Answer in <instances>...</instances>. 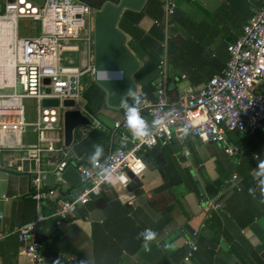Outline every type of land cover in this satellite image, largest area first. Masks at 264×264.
I'll return each instance as SVG.
<instances>
[{
  "label": "crops",
  "instance_id": "0c3cea01",
  "mask_svg": "<svg viewBox=\"0 0 264 264\" xmlns=\"http://www.w3.org/2000/svg\"><path fill=\"white\" fill-rule=\"evenodd\" d=\"M32 1L41 5L45 2ZM86 1L97 5V2ZM176 1L169 46L173 96L185 89L204 87L214 74L226 68L230 58L228 45L241 35L255 10L264 3V0ZM133 11L142 16L131 25L132 34L124 31L129 46L133 44L130 48L140 60L139 70L146 65L142 82L134 74L137 93L154 98L159 80L157 63L164 39V31L156 20L163 19L164 11L161 0H146L140 10ZM10 30V22L0 20V34ZM16 31L19 35V23ZM1 45L0 41V52L4 51ZM4 63L0 57V66ZM7 77L1 80H11L9 74ZM92 82H95L93 78L86 90ZM257 86L264 93V78ZM106 95L105 92L104 101L96 112L88 109L85 97L81 100V109L78 108L91 123L94 119L99 122L88 138L83 139L80 133L81 126L85 125L74 132L72 146L87 161L94 144H102L107 157L118 147L123 133L133 137L129 129L124 132L115 129V121L122 119L125 112L123 107L105 104ZM30 136L25 133L23 142L37 141V134L34 138ZM186 141L191 149L189 157L184 154L181 141L158 144L145 153L144 173L132 174L128 185L118 184L116 188L106 185L100 195L81 205L76 217L69 221L58 223L52 217L40 223L36 238L48 264L57 259L61 264H81V261L88 264H180L188 251L186 240L195 229L200 231L199 249L185 264H264V203L260 202L264 196L254 177L259 160H264V128L250 134L228 131L221 142L204 143L196 137H188ZM234 145L241 148L240 154L226 152L227 146ZM255 154H259V158ZM20 155L19 151L0 150V199L3 200L0 264H29L25 243L19 240L16 229L39 214L29 177L7 170L11 161ZM67 172L70 178L62 184L61 196L69 195L80 184L81 176L75 164L67 168L65 175ZM234 173L239 174L241 184L244 181L243 190L230 183ZM249 188L256 189L255 199L249 195ZM8 192L15 195L3 198ZM213 198L220 200L226 212L207 209ZM57 205L48 201L43 212L50 214ZM146 228L158 233L150 252L143 250V241L137 238Z\"/></svg>",
  "mask_w": 264,
  "mask_h": 264
},
{
  "label": "built area",
  "instance_id": "2783aa9c",
  "mask_svg": "<svg viewBox=\"0 0 264 264\" xmlns=\"http://www.w3.org/2000/svg\"><path fill=\"white\" fill-rule=\"evenodd\" d=\"M161 4L164 16L162 20H156L164 31L158 63L159 80L155 97L143 93L145 99L140 108L141 115L150 125L155 119L162 120L163 125L153 128L151 136L144 141L123 133L118 147L109 152L107 163L116 175L124 177L119 183L122 185L130 183L131 174L140 176L144 173L145 153L158 144L181 141L184 154L189 157L188 137H196L204 143L221 142L228 131L250 134L264 128V93L257 86L264 78V3L255 10L241 35L228 45L230 58L226 68L214 74L204 87L185 89L175 96L171 95L173 87L169 80V46L177 1L161 0ZM100 7L86 0H45L42 5L32 0H0V10L4 9L0 20H8L12 25V30L0 34L1 47H4L0 57L5 62L0 66L2 79L7 78L6 59L11 57L14 61V79L0 80V150L21 153L7 170L29 177L32 197L38 203V216L16 229L19 240L25 243L24 252L29 264H48L36 238L39 224L52 217L58 223L71 220L81 205L91 202L107 185L98 174L100 164L105 160L101 159L100 164L94 166L64 141V112L69 108L64 101L75 99V108L81 109L87 85L82 82V76L90 73L94 80V23L95 12ZM20 18L40 21L41 33L20 37L16 31ZM10 44L13 48L8 51ZM47 78L49 84L45 82ZM18 84L22 92L17 90ZM9 88L14 91L4 92ZM47 88H50L49 92ZM26 97L37 101L34 121L26 119L23 104ZM46 98H57L60 104L44 105ZM186 125L190 126L189 134L181 138ZM29 126H33L37 134L34 143L23 142ZM96 126H99L96 119L81 126V137L88 138ZM115 129L122 132L129 129L125 116L115 121ZM226 152L235 155L242 151L234 145L227 146ZM255 157L259 158V154ZM71 164H75L80 173V184L69 195L61 196L64 175ZM49 174L55 179L52 186L45 181ZM240 181L239 174L234 173L230 183L241 190ZM3 198L7 196L3 195ZM48 201L58 203L50 214L43 212ZM207 209L226 212L218 198L211 199ZM199 235V229H195L186 240L188 251L180 264L190 261L199 249Z\"/></svg>",
  "mask_w": 264,
  "mask_h": 264
},
{
  "label": "water",
  "instance_id": "95a60500",
  "mask_svg": "<svg viewBox=\"0 0 264 264\" xmlns=\"http://www.w3.org/2000/svg\"><path fill=\"white\" fill-rule=\"evenodd\" d=\"M146 0H119L113 2L106 1L95 12L94 38H95V76L94 81L105 92V104L113 108H121L122 103L129 97L128 90L138 91L137 82L134 74L140 68V60L132 51L128 43L127 33L120 27L121 17L126 9L140 10ZM106 68L109 71H118L123 68L125 71L124 79L113 80L106 83L97 78V69ZM47 84L50 79H45ZM50 91V88H47ZM44 105L58 106L57 98H46ZM64 105L69 107L64 112V138L67 146L74 141L75 129L81 125L91 124V119L82 110L75 107V99L69 98L64 101ZM14 177L15 175H10ZM133 177V175L131 174ZM16 177V176H15ZM48 185L54 184V177L47 176L45 179ZM15 193L8 192L7 198H12ZM3 200L0 199V213L2 211ZM1 222V218H0Z\"/></svg>",
  "mask_w": 264,
  "mask_h": 264
},
{
  "label": "clouds",
  "instance_id": "9594fccd",
  "mask_svg": "<svg viewBox=\"0 0 264 264\" xmlns=\"http://www.w3.org/2000/svg\"><path fill=\"white\" fill-rule=\"evenodd\" d=\"M125 76V71L123 68L118 71H109L106 68L97 69V78L106 83H110L113 80H123ZM128 94L131 97V103L124 101L122 103L125 118L128 125V128L133 137L138 140L144 141L151 136L152 129L158 128L163 125V121L160 119H155L151 122V125L145 118L141 115L140 105L142 104L145 97L142 93H137L136 91H132V89L128 90ZM190 131V126H185L182 130L181 138L187 136ZM94 151H92L89 155V162L92 165L100 164L101 159L105 160L104 164H100L99 175L103 178L105 184L116 188V186L124 181V177L118 176L114 173L111 165L107 163V157H105V149L102 144H94ZM254 177L257 180V184L260 188L261 195L264 196V160H259L258 169H256L254 173ZM249 195L256 198V189L249 188ZM264 203V200L260 201ZM158 233L151 228H146L142 232L138 234V239H142L143 243L141 247L145 252H150V245L153 241H156ZM53 264H61L59 259L55 260ZM81 264H88L87 261H81Z\"/></svg>",
  "mask_w": 264,
  "mask_h": 264
},
{
  "label": "trees",
  "instance_id": "16d2710c",
  "mask_svg": "<svg viewBox=\"0 0 264 264\" xmlns=\"http://www.w3.org/2000/svg\"><path fill=\"white\" fill-rule=\"evenodd\" d=\"M108 1V0H107ZM106 2V0H104L103 4ZM101 4V5H103ZM100 5V6H101ZM141 14L137 13L133 10L127 9L125 10V12L123 13L121 20H120V27L125 30L126 32L132 34L133 29H132V24H135L139 21V19L141 18ZM130 46L133 47L132 42L130 43ZM160 61V59H159ZM158 61V63H159ZM158 63H157V68H158ZM146 65H144L139 71L136 72V77L137 79L142 82L143 80V68ZM144 91H148V89H146V87H143ZM104 96H105V91L95 82H92L91 85L88 87V89L86 90V92L84 93V97L87 99V107L91 112H96L97 109L100 108V106L102 105L103 101H104ZM127 101L129 103H131V97H127ZM104 138V137H102ZM107 139V138H106ZM85 144L88 143V141L84 142ZM84 145V144H83ZM81 145V146H83ZM243 186H245L244 181L241 184V190H243Z\"/></svg>",
  "mask_w": 264,
  "mask_h": 264
},
{
  "label": "rangeland",
  "instance_id": "374dc122",
  "mask_svg": "<svg viewBox=\"0 0 264 264\" xmlns=\"http://www.w3.org/2000/svg\"><path fill=\"white\" fill-rule=\"evenodd\" d=\"M89 2H97V6H100L103 4L104 0H89ZM94 5V3H93ZM2 12H4V9H2ZM41 32V22L40 21H35L31 18H20L19 19V36L21 37H26V36H32V35H38ZM77 63H79V59H77ZM92 81V76L90 73L85 74L82 76V82L84 84L89 83ZM17 90L19 92H22V87L21 85L18 84ZM13 88L6 89L4 92H13ZM23 104L25 108V115L26 119L28 121H34L36 116V111H37V101L34 98H24L23 99ZM33 126H29L27 128V134L31 135V138H34V132H32ZM65 179L70 178L69 173L67 172L66 175L64 176Z\"/></svg>",
  "mask_w": 264,
  "mask_h": 264
},
{
  "label": "bare ground",
  "instance_id": "6f19581e",
  "mask_svg": "<svg viewBox=\"0 0 264 264\" xmlns=\"http://www.w3.org/2000/svg\"><path fill=\"white\" fill-rule=\"evenodd\" d=\"M12 49V46H11V44H10V46H9V50H11ZM9 62V64H8V66H7V73L9 74V79H13L14 78V61H13V59L11 58L10 59V61H8ZM7 62V63H8ZM7 74V75H8ZM7 79H8V77H7ZM0 80H1V76H0Z\"/></svg>",
  "mask_w": 264,
  "mask_h": 264
}]
</instances>
